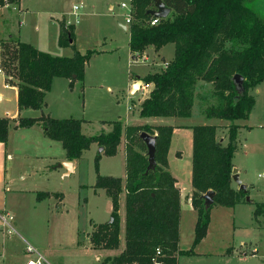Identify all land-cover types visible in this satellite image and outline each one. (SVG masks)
I'll return each instance as SVG.
<instances>
[{
    "label": "trees",
    "instance_id": "trees-1",
    "mask_svg": "<svg viewBox=\"0 0 264 264\" xmlns=\"http://www.w3.org/2000/svg\"><path fill=\"white\" fill-rule=\"evenodd\" d=\"M154 1L131 0L134 20L129 26L130 50L137 59L147 48L153 47L157 52L174 44L175 56L163 69L144 77L145 84H152L153 89L141 104L140 116L190 117L197 85L203 81L213 85V94L218 99L217 105L204 110L206 117L231 122L227 145L218 138L220 127L192 128V203L198 213L195 248L208 234L213 206L234 208L247 195L232 186L233 160L241 128L236 122L249 118L256 104L250 90L264 81V15L254 8L255 0H163L172 13L151 26L153 17L147 12L155 8ZM6 2L17 5L20 0H0V8ZM72 34L61 26L59 45L72 46V57L52 56L14 36L0 41V69L6 74L7 82L18 87L20 111L42 112L39 118L24 117L14 122L0 118V142L7 144L12 123L15 128L41 124L49 139L62 143L67 159L73 162L80 160L93 144L103 147L108 156H115L125 131L128 142L125 184L121 178L99 175L95 185L111 199L114 221L94 226L90 242L95 250L120 249V199L125 192V249L99 264H178L180 256L194 255V251L179 247L180 190L168 162L174 127L144 125L128 126L124 130L123 123L116 121L111 124L110 132L86 136L82 131L84 120L55 119L44 113L45 99L54 79H68L71 87L76 81L83 82L86 65L97 53L83 54L76 50ZM235 75L244 78L243 93L236 89ZM143 132L157 138V166L150 172H147L148 155L137 150L148 153L140 138ZM209 191L216 193L211 207L206 206L204 198ZM263 211L264 205L259 204L256 217Z\"/></svg>",
    "mask_w": 264,
    "mask_h": 264
},
{
    "label": "rangeland",
    "instance_id": "rangeland-1",
    "mask_svg": "<svg viewBox=\"0 0 264 264\" xmlns=\"http://www.w3.org/2000/svg\"><path fill=\"white\" fill-rule=\"evenodd\" d=\"M129 1L23 0L24 8L27 9L23 27L25 39L28 40L31 34L35 38L34 30L39 21L46 24L54 17L61 20V26L73 32L72 40L76 50L83 54L97 51L86 65L85 81H76L73 87L65 81L56 82L47 97L48 109H45L57 119L84 120L83 134L86 136L108 133L113 128L111 124L116 121L126 127L144 126L126 123L140 119L137 116V105L148 88L144 78H141L143 84L140 89L129 95V85L137 76L145 77L161 70L175 56V45L169 44L159 52L147 48L140 57L134 59L129 46L127 11L120 6L122 2ZM111 4L114 10H110ZM252 4L264 15V0H255ZM75 6L80 8L77 12L74 11ZM49 31L52 33L51 29ZM3 36L1 33L0 37ZM37 44L42 46L44 52L55 57L74 55L72 46L59 47L51 34L47 40H38ZM249 94L255 98L256 104L248 119L236 122L241 128L233 160L249 192L234 208L213 206L208 229L210 237L203 246L199 243L195 248L196 211L189 205L184 206L181 248L184 251L196 249L201 255H182L178 264H264V211L258 217L255 215L257 206L264 205V182L260 178L264 171V81L251 89ZM217 104L212 84L205 91L197 87L192 117L197 121L195 124L206 120L201 115L202 111L204 113L208 106ZM39 114L42 115V112ZM220 128L219 137L227 136L228 139V127ZM35 136L32 130H13L8 140V149L13 158L7 168L10 185L7 201L8 206L18 215V232L29 242L27 244L35 248L50 244L63 264H95L96 258L103 257L104 253L89 246V234L94 225L110 222L113 212L111 199L104 190L96 189L95 185L99 175L126 178L124 146L126 149L127 138L115 156H108L104 152L103 155L99 154L101 146L93 144L94 148L86 151L77 162L74 172L65 176L63 169H56L57 164H60L56 160L65 155L62 143L46 139L41 146L36 142L37 138H33ZM176 140L174 148L178 146L182 151V157H178L182 160L177 162L183 173L181 188L190 194L192 189L185 168L186 163L190 162L191 146L184 134ZM137 150L147 155L144 150ZM232 186L239 190L234 182ZM40 194L48 196L40 198ZM248 197L251 202L247 201ZM125 203L126 198L123 196L121 221L126 212ZM122 227L121 240L124 245V223ZM0 234L3 233L0 231ZM5 238L8 239L7 249L4 257H0V264H26L29 259L23 257L27 246L23 238L18 235ZM80 246L82 248L77 250L76 247ZM255 250L257 253L252 255Z\"/></svg>",
    "mask_w": 264,
    "mask_h": 264
},
{
    "label": "crops",
    "instance_id": "crops-1",
    "mask_svg": "<svg viewBox=\"0 0 264 264\" xmlns=\"http://www.w3.org/2000/svg\"><path fill=\"white\" fill-rule=\"evenodd\" d=\"M110 10H114L113 4H111ZM25 12H27V9L24 8L23 0H20V3L17 4V5L16 4L15 5L7 4L4 7L0 8V20H1L0 34L2 33L4 35L3 37H0V41L8 39L11 36H14L16 38H19V40L21 42L30 44L33 47H35L36 49H38L39 51L44 52L42 46H39L37 44V41L38 40H47V37L51 34V35H53V40L56 42V44L59 47H61L59 45V37H60V34H61V20L60 19L58 20V19L53 17L52 20L49 23H46V24L45 23L43 24L41 21H39L38 24L36 25L35 30H34L35 38H33L32 34H31V35H29L30 38L27 40L24 37V28H23L25 26V22H24V19H25V16H26ZM48 29L49 30L51 29L52 33H50V31L48 32ZM38 35H40V36H38ZM33 39H35V40H33ZM150 48L154 49L153 47H150ZM157 52H159V51H157ZM0 54H1V46H0ZM56 57H60V56H56ZM162 68H164V67H162ZM141 78H144V77H141V76L135 77L133 82L129 85V90H128L129 95H132V93H133L132 92L133 91L132 87H134L136 82L139 79H141ZM59 81H63V82L65 81L64 83H68L69 86H70V80L65 79V78H55L54 82H53V85L56 82H59ZM84 81H85V79H84ZM142 84H143V81H142ZM208 85H211V84H208V83H205L203 81H200L198 83L197 87L200 88V90L202 89V90L205 91L206 89H208ZM146 86H147L146 88H148V90L144 94V97L139 101V104L137 105V106H139V110L137 111V114H138L137 116H140L141 104L143 103V101L146 98H148V96L150 95L151 90L153 89V85L152 84L146 85ZM49 93L47 94V97H48ZM47 97L45 99L46 106L44 108V113H45V115H49L50 117H52V114L46 112L47 110H45V109H48ZM39 113H40V111H35V110H31V109L20 111V109H19V90H18V87L16 85L9 84L7 82L6 74L3 71L0 72V118H8V119H11L14 122V121H18L20 118H24V117L25 118L26 117H28V118H39L41 116V114H39ZM26 114H31V115L24 116ZM201 115H204L206 117V115L203 113V111L201 112ZM192 117H193V111H192V115L190 117H188V118H181V117L143 118V117L140 116V119L137 118L132 123H126L127 125H150V126H173L174 127L171 147H170L169 154H168V162H169V171L171 172L173 177L177 180L176 186L180 190L181 216H180V243H179V247H180L181 250H183L181 248V232H182V212H183V208L186 205H189L188 207L194 208L193 205H192V199H191V196L193 194V186H192L193 129L192 128L195 127V126H202V125H212V126H217V127H221V126L229 127L231 125L230 121H227V120H224V119H218V118H208V117H206V120H204V122H202L201 124H195L197 121L195 119H192ZM52 118H55V117H52ZM55 119H57V118H55ZM65 119H68V118H65ZM103 124L107 125L106 122H103ZM83 127L84 126H82V131H83ZM25 129L26 130H32L33 132H35L36 136L33 137V138H37L36 142L38 144H40L41 146L44 145V142H45L44 140H46V139L49 140V141H53V140H51V139H49L47 137V135L45 134V129H44V127L41 124H36V125H34L33 127H30V128H15V124L12 123V127L10 129V133L13 130L18 131V130H25ZM125 129H126V125H124V130ZM226 130H228V128ZM10 133H9V137H10ZM182 134L186 135L187 139L189 140V144L191 146L190 162L186 163V168H185V173L188 176V179L190 180L191 189H192L190 194H186V192L181 188L180 182H181V177H182L183 173L180 170V165H178L177 162H180L182 160V159L179 160V158H178V157H182V151L180 150V147L175 146V148H174V145H173L175 143L176 138L177 139L180 138L182 136ZM219 136H220V132L218 134V138L220 139V141L224 145H227L228 144L227 136H225V137H219ZM9 137H8V140H9ZM125 137L126 136H125V131H124L122 142H121V145L119 146L118 153L120 152V148H121L122 144L124 146V142L123 141H124ZM56 142H58V141H56ZM31 144L34 145L33 142H31ZM93 148L91 146V148L89 150H92ZM100 148H99V150H100ZM125 151H126V149H125V146H124V152ZM64 152H65V150H64ZM103 152H98V153L102 154ZM172 156H174V162L172 161ZM125 157H126V152H125ZM12 158H13V155L9 152V149H8V141H7V144H4V143L0 142V214L7 213V212L11 213L14 216V218H15V223L14 224H15V229L17 231V234L8 235L5 231L2 230L1 220H0V231L3 233V234H0V240L2 241L0 243V246H1L0 251L2 252V253H0V257H4V255L6 253V249H7L6 247H7V240L8 239L5 238V237H8L10 239L11 237H14V236L18 235V236L21 237V239L23 238V236H21L20 233L18 232V230H20V229H18V228H20V226L18 225V222H17L18 215H17L15 210L11 209L8 206V201H7V192L9 191V187H10V185H8L9 182H8V176H7V168H8V164L11 161ZM56 161H57V163H60V164L63 163V162H69V160L66 157V152H65V155L63 156V158H61L60 160L58 159ZM78 161L79 160H75V161L72 162L73 163V172H74V169H75L76 164H77ZM58 165L59 164H57L56 169H61V168H58ZM173 165H175V166H173ZM234 166L236 168L235 164H234ZM63 170H64V173H65L64 175L67 176L66 175L67 171L65 169H63ZM238 172L240 173L239 170H238ZM240 177H241V174H240ZM126 178H127V171H126ZM126 178L122 179L124 184L126 182ZM123 196H125V198H126V193L125 192L121 195L120 211H121V207H122L121 200H122ZM249 202H251V201H249ZM111 208L113 210V205L111 206ZM196 216H197L196 220H198L197 211H196ZM122 223H124V225H125V216L124 215H123V218H122V221H121V232H122V229H123ZM97 225H100V224H97ZM97 225H94V226H97ZM94 226H93V229H94ZM23 232L25 233V231H23ZM90 234H89V237H90ZM1 237H2V239H1ZM209 237H210L209 234H207V238H205L201 242L202 244L200 243L201 246H203V244L205 243V241L208 240ZM23 241H25L26 244L29 243L28 241L25 240V238H23ZM89 246H91L93 248L92 244L89 245ZM76 248H77V250H79L82 247L80 246V247H76ZM36 249L45 257V259L47 260V262L49 264H63L62 259L59 258L58 256H56L54 250H52L50 248V244H42L40 246V248L36 247ZM124 249H125V244L123 245L122 244V240H121V245H120V249L119 250H96L97 252H103L104 256L103 257L100 256V257L96 258V263L95 264H99L102 261L103 258L118 256ZM87 250H88V248H87ZM114 251H116L117 254L116 253L113 254ZM231 253L233 254V252H231ZM231 253H228V254H231ZM44 254H46V256ZM194 255L197 256V255H201V254L199 252H197L196 249H194ZM239 255H242V254L240 253ZM23 257L24 258L26 257V258L30 259L31 257H33V255H28V254H26V251H24V256ZM237 257H239V260H241L240 256H237Z\"/></svg>",
    "mask_w": 264,
    "mask_h": 264
},
{
    "label": "water",
    "instance_id": "water-1",
    "mask_svg": "<svg viewBox=\"0 0 264 264\" xmlns=\"http://www.w3.org/2000/svg\"><path fill=\"white\" fill-rule=\"evenodd\" d=\"M154 3H155V8L150 9L147 12L148 15H150L154 18H158V19H166L171 15L172 9L168 8L166 6V4L163 2V0H155ZM124 29H127V27H124ZM233 81L235 83L237 91L240 93H243L245 91L244 78L241 75H235L233 78ZM141 85H142V81L139 79L136 82V84L134 85L132 92L134 93L135 91L140 89ZM140 138L144 141V143L147 146V150H148L147 155H148V161H149L147 172H150V171L154 170L157 166V161H156L157 138H156V136H153V135L146 133V132L141 133ZM99 151L103 152L104 148L101 147ZM58 168L65 169L67 171L66 172L67 176H69V175H71V173H73V163L71 161L63 162V163L59 164ZM232 180L235 184H237V186L239 187L240 190L248 192V187L240 179L238 169H236V168L233 169ZM215 195H216V193L214 191H209L204 195L207 207H211L214 205ZM247 201L248 202L250 201L249 197L247 198ZM113 221H114V219L111 218L110 223H112Z\"/></svg>",
    "mask_w": 264,
    "mask_h": 264
},
{
    "label": "built area",
    "instance_id": "built-area-1",
    "mask_svg": "<svg viewBox=\"0 0 264 264\" xmlns=\"http://www.w3.org/2000/svg\"><path fill=\"white\" fill-rule=\"evenodd\" d=\"M121 8L127 11L126 14V23L128 25H131L133 20H134V10L131 4V1L127 2H122L120 4ZM80 8L78 6L74 7V11H78ZM159 20L158 18H154L151 20L150 25L151 26H155L157 24H159ZM148 59V58H147ZM0 72H2V70H0ZM260 178L263 180L264 182V171L261 173ZM0 220L2 221V230L5 231L8 235H13V234H17V231L15 229V218L11 213H2L0 214ZM256 252L253 253L256 254L257 250H255ZM26 254L28 255H33V257H31L26 264H49L47 262V260L45 259V257L32 245L27 244L26 246ZM158 254L160 255V252H158ZM156 264H160L159 262H156Z\"/></svg>",
    "mask_w": 264,
    "mask_h": 264
}]
</instances>
